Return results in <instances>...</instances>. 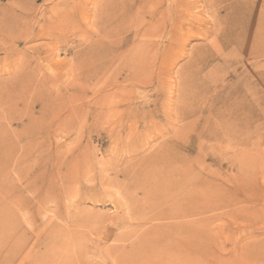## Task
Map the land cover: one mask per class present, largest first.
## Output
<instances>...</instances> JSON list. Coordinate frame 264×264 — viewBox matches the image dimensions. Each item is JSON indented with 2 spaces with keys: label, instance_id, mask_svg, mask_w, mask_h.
<instances>
[{
  "label": "rangeland",
  "instance_id": "1",
  "mask_svg": "<svg viewBox=\"0 0 264 264\" xmlns=\"http://www.w3.org/2000/svg\"><path fill=\"white\" fill-rule=\"evenodd\" d=\"M250 1L0 0L6 264H35L50 234L68 264H120L158 222L134 229L138 211L119 208L130 194L122 172L170 140L191 159L204 205L191 220L205 232L208 259L191 264H264V51L234 53L214 33ZM96 42L114 61L137 49L145 79L117 65L84 74L82 56ZM203 179L210 187L197 186ZM145 207L143 218L156 211ZM75 217L82 222L72 225Z\"/></svg>",
  "mask_w": 264,
  "mask_h": 264
},
{
  "label": "bare ground",
  "instance_id": "2",
  "mask_svg": "<svg viewBox=\"0 0 264 264\" xmlns=\"http://www.w3.org/2000/svg\"><path fill=\"white\" fill-rule=\"evenodd\" d=\"M250 2L252 5H250L247 11L234 8L231 13L222 19L224 26H222L220 21L214 33H217V36H220L225 44L234 45L235 50H232V52L239 51V53L245 56H260V53L264 51V3H260L259 0H251ZM114 4L118 8V5ZM29 11H24V17L28 16ZM100 47L105 48L101 46L100 42H96L90 45L84 54L82 53V59L85 61L83 63L84 74H86L87 68L98 67V70H91L90 72H99L95 74L97 77H100L108 69L117 65L121 68H127L130 79L137 81L145 79V72L142 73L140 72L142 70L139 69L143 64V60L136 58L137 49L127 58H122V61L118 59L114 61V54L112 56L100 57ZM107 48L114 53L115 47H111V49L110 47ZM134 53L135 56H132ZM235 58L238 59L239 56ZM99 59L102 61L98 63ZM137 60H141L140 66H137ZM144 63L143 67H141L142 69L147 66V60ZM113 79L115 80V77ZM156 147V150L153 148L155 150L153 153L147 155L146 152V155L142 154L143 156H140L143 166L141 168L138 166L136 168L138 170H126L127 168H125L126 171H120L125 176V179L122 181H126L125 185L124 182L120 184L121 190L127 194L130 191V194L127 195L128 199H126V203H119V208L125 209L126 207H131L132 212H128L130 216H133L131 215L133 214V209L138 211L139 214H135V216L136 218H141V220L134 229L142 228V221L144 223L158 221L156 225H152L150 229L138 237L140 239L130 252L126 250L128 253L121 256L120 264H191L193 257H200L204 261V259H208V254L205 252L207 248L206 235L196 225L197 222L191 220L193 215L198 214V212L204 209L200 195L192 187L191 159L178 154L179 149L174 141H164L156 145ZM75 175L73 176L75 177ZM63 177L66 178V174ZM71 177L72 175L68 176V179L71 180ZM118 180H116L117 186L120 187ZM197 186L200 188L204 186L210 187L204 179L199 181ZM133 191H137L136 193L142 191V196H138L137 194L131 195ZM61 192L59 191V194ZM203 195L206 196L205 193ZM143 205L149 210L156 207V211L149 217L143 218L140 214L143 212ZM2 216L0 213V226L4 225ZM81 216L83 220V215ZM78 220L80 219L75 217L70 219V222L72 225H76L79 222ZM80 222L82 221L80 220ZM56 239L52 234L48 236L47 249L36 257L35 264H68V261L64 259V257L68 259L67 254H63L62 252V254L58 255L59 253H55L57 250L54 251V246L56 245L53 241H57ZM1 243L2 241L0 240V248H2ZM108 247L111 248L110 246ZM109 253L107 252L108 257ZM1 255L2 253L0 252V264H6L10 256L5 254L4 257H1Z\"/></svg>",
  "mask_w": 264,
  "mask_h": 264
}]
</instances>
